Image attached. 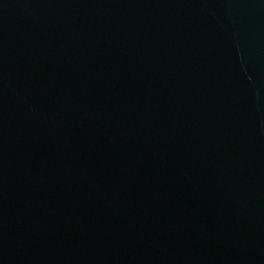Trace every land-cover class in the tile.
<instances>
[{
    "label": "water",
    "instance_id": "water-1",
    "mask_svg": "<svg viewBox=\"0 0 264 264\" xmlns=\"http://www.w3.org/2000/svg\"><path fill=\"white\" fill-rule=\"evenodd\" d=\"M0 264H264V0H0Z\"/></svg>",
    "mask_w": 264,
    "mask_h": 264
}]
</instances>
